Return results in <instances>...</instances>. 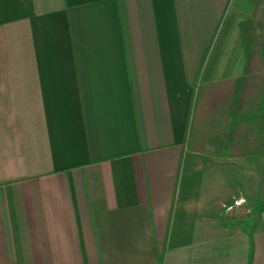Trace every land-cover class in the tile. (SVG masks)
I'll use <instances>...</instances> for the list:
<instances>
[{
	"label": "crops",
	"instance_id": "1",
	"mask_svg": "<svg viewBox=\"0 0 264 264\" xmlns=\"http://www.w3.org/2000/svg\"><path fill=\"white\" fill-rule=\"evenodd\" d=\"M241 1L0 0V264H264Z\"/></svg>",
	"mask_w": 264,
	"mask_h": 264
},
{
	"label": "trees",
	"instance_id": "2",
	"mask_svg": "<svg viewBox=\"0 0 264 264\" xmlns=\"http://www.w3.org/2000/svg\"><path fill=\"white\" fill-rule=\"evenodd\" d=\"M242 2V1H241ZM243 4L245 3V4H247V1L246 0H244L243 2H242ZM224 21L226 22L227 21V17H225V19H224ZM241 35H243V37H241V39H242V46H243V50H244V52H245V55H246V57H250V56H258V51L257 50H253V48L248 44V42H247V36H246V34H245V32H243ZM257 118H258V120L260 121V122H262V117L259 115V116H257ZM188 137L187 138H189V135H187ZM188 147H191L190 146V144H189V140H188ZM261 147H262V145H261V143L260 142H258L257 144H255L254 146H253V149L251 148V146L249 147L250 149H249V151H248V149H247V146L246 145H244V146H240V152H239V154L240 155H253V154H259L260 153V151H261Z\"/></svg>",
	"mask_w": 264,
	"mask_h": 264
},
{
	"label": "rangeland",
	"instance_id": "3",
	"mask_svg": "<svg viewBox=\"0 0 264 264\" xmlns=\"http://www.w3.org/2000/svg\"><path fill=\"white\" fill-rule=\"evenodd\" d=\"M263 164H264V161L258 160L256 162L255 175L250 177L249 180H248V178H245V180H248L246 182L248 188H250V189L255 188L256 190H258V189H261L263 187V183H264V179H263L264 178V165ZM240 180L243 182V177H241ZM242 182L240 183L241 184L240 187L242 189H244L243 191H245V192H241V193H243L241 195L246 196L247 195V193H246L247 190L243 187V185H242L243 183Z\"/></svg>",
	"mask_w": 264,
	"mask_h": 264
}]
</instances>
